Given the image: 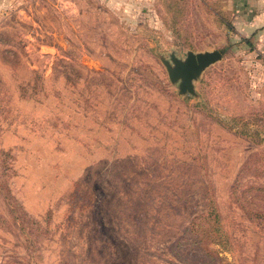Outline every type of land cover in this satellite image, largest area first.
Segmentation results:
<instances>
[{"label": "rangeland", "instance_id": "rangeland-1", "mask_svg": "<svg viewBox=\"0 0 264 264\" xmlns=\"http://www.w3.org/2000/svg\"><path fill=\"white\" fill-rule=\"evenodd\" d=\"M241 4L3 0L0 264H264V49ZM210 49L176 95L158 56ZM209 190L232 243L211 262L178 242Z\"/></svg>", "mask_w": 264, "mask_h": 264}, {"label": "trees", "instance_id": "trees-1", "mask_svg": "<svg viewBox=\"0 0 264 264\" xmlns=\"http://www.w3.org/2000/svg\"><path fill=\"white\" fill-rule=\"evenodd\" d=\"M219 52L222 53L223 50H219ZM250 189L252 191L264 190L253 186L250 187ZM205 199V211L190 219L178 242H186L195 246L200 253L211 262L213 259H216L212 257L213 252L223 254L230 253L232 250V243L228 232L220 222V215L210 190L207 191ZM220 258L221 257H217V259ZM224 264L233 263H231V261H225Z\"/></svg>", "mask_w": 264, "mask_h": 264}, {"label": "water", "instance_id": "water-1", "mask_svg": "<svg viewBox=\"0 0 264 264\" xmlns=\"http://www.w3.org/2000/svg\"><path fill=\"white\" fill-rule=\"evenodd\" d=\"M158 58L165 69L169 83L175 85L176 95H190L197 98L194 82L205 68L221 58V53L218 49L197 52L186 50L183 57H177L171 50L167 58L162 55Z\"/></svg>", "mask_w": 264, "mask_h": 264}, {"label": "crops", "instance_id": "crops-1", "mask_svg": "<svg viewBox=\"0 0 264 264\" xmlns=\"http://www.w3.org/2000/svg\"><path fill=\"white\" fill-rule=\"evenodd\" d=\"M235 21L236 31L245 38H254V43L264 49V0H241ZM3 0H0V7Z\"/></svg>", "mask_w": 264, "mask_h": 264}]
</instances>
